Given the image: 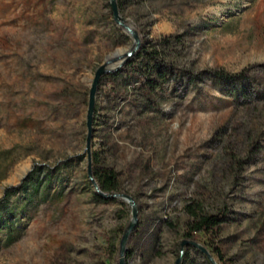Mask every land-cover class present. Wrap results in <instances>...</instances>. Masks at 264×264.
<instances>
[{
	"label": "rangeland",
	"instance_id": "rangeland-1",
	"mask_svg": "<svg viewBox=\"0 0 264 264\" xmlns=\"http://www.w3.org/2000/svg\"><path fill=\"white\" fill-rule=\"evenodd\" d=\"M124 1L119 18L139 40L141 28L152 41L182 37L173 55L197 79L169 84L152 107L136 85L97 90L92 174L117 173L142 226L123 263H210L182 238L197 204L228 210L229 264H264V0ZM133 52L109 0H0V264H119L132 207L93 197L86 113L96 70Z\"/></svg>",
	"mask_w": 264,
	"mask_h": 264
},
{
	"label": "trees",
	"instance_id": "trees-1",
	"mask_svg": "<svg viewBox=\"0 0 264 264\" xmlns=\"http://www.w3.org/2000/svg\"><path fill=\"white\" fill-rule=\"evenodd\" d=\"M124 0H117V8L122 9ZM110 13L112 14L111 8ZM113 15V14H112ZM139 34H142L138 48L127 57L122 66L115 72L104 75L99 83L98 89H110L111 93H117L118 90H126L134 85L138 86L139 97L146 107H152L155 97H160V92L164 91L169 84L180 85L184 81L187 85L194 84L197 79L196 73L186 69L178 63L175 49L183 46L181 36H171L159 41H152L147 38V28H141ZM172 55L174 56L173 58ZM204 73L214 81H233L242 74L233 75L222 70H206ZM264 97V91L261 93ZM98 163V160L95 158ZM32 176L24 181L18 188H10L5 191L4 199L1 202L7 204L10 197L16 191L26 193L28 185L32 181ZM48 176V175H47ZM48 178V177H47ZM93 178L96 181L99 191L106 195L120 194V180L117 173L110 168L97 166L93 172ZM48 180V179H47ZM36 191V188L35 190ZM93 197L96 201H113V198L103 197L95 192ZM186 212L188 221L185 224V232L182 238L187 243H199L204 249L210 250L218 264H229L225 257L224 248L220 245V239L224 231L229 226L230 218L227 216L226 208L213 212L206 210L204 206H187ZM2 216H0V222ZM6 224L0 223V230ZM141 223L134 227V233L139 232ZM118 251L114 244H110V253L113 255ZM130 256V251L126 252ZM188 253L185 254V258ZM211 264V263H207Z\"/></svg>",
	"mask_w": 264,
	"mask_h": 264
},
{
	"label": "water",
	"instance_id": "water-1",
	"mask_svg": "<svg viewBox=\"0 0 264 264\" xmlns=\"http://www.w3.org/2000/svg\"><path fill=\"white\" fill-rule=\"evenodd\" d=\"M109 4H110V8H111V11L113 14L114 21L117 24H120L121 26H123L124 30H126L128 32V34H130L131 37L133 38L134 51H135L140 44V40H139L137 34L133 33L128 27L124 26L123 23L121 22V20L119 18L116 0H109ZM131 54L132 53L127 54L126 57H130ZM118 60H119V57H117L116 54L113 55L112 59H110L108 62H106L105 64H103L102 66H100L96 70V72L94 74V78L91 82V86H90V90H89V98H88V108H87V113H86L87 136H86L85 151H86V156H87L88 178H89L90 182L92 183L96 192L105 198L110 197V198H120L122 200H125L132 207V222L130 223V225L128 227V231L124 234L122 241H121V245H120V256H121V258H120L119 264H124L122 257L124 256V252H125V247H124L125 242L129 236V233L134 229V227L136 225L137 213H136V209L134 207V202H133V199L127 195H122V194L106 195V194H103L99 191L98 185H97L96 181L94 180L93 174H92V153H91V136H92L93 114H94L95 100H96V94H97L98 86H99L101 78L104 75L117 71L125 61L124 60V61L118 62ZM184 244H187V242H184ZM191 244L199 247L201 252L206 254V256L209 258L211 264H216V262L211 258L210 253L206 249H204L201 246H198L197 244H194V243H191ZM177 263H179V261Z\"/></svg>",
	"mask_w": 264,
	"mask_h": 264
}]
</instances>
